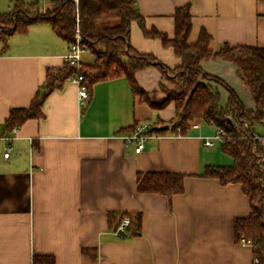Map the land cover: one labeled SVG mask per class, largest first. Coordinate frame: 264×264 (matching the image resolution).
<instances>
[{
	"label": "crops",
	"instance_id": "crops-1",
	"mask_svg": "<svg viewBox=\"0 0 264 264\" xmlns=\"http://www.w3.org/2000/svg\"><path fill=\"white\" fill-rule=\"evenodd\" d=\"M188 3L190 43L206 30L213 51L226 43L264 47V0H136V8L148 29L172 37L175 10ZM50 8V0L40 5L41 12ZM130 42L170 68L181 64L171 46L145 36L136 21ZM69 46L42 21L9 36L6 47L0 42V264H34L39 257L54 264H252V244L235 239V218L251 212L241 183L200 175L206 165L233 159L221 143L205 144L216 133L213 125L201 122L175 133L169 123L176 117L174 102L154 108L140 101L125 76L96 82L82 101L76 83L57 79L42 117L4 128L12 108L29 106L45 89L48 71L64 68ZM83 54L81 63L94 61ZM201 64L229 84L247 109L255 108L237 66L221 59ZM135 76L155 103L165 99L164 88L182 90L155 66ZM135 123L169 128L151 132L136 152L126 139ZM255 130L264 148V121ZM149 171L185 174V190L171 198L140 192L138 175ZM125 213L142 215L141 234L117 230L129 217Z\"/></svg>",
	"mask_w": 264,
	"mask_h": 264
},
{
	"label": "trees",
	"instance_id": "trees-1",
	"mask_svg": "<svg viewBox=\"0 0 264 264\" xmlns=\"http://www.w3.org/2000/svg\"><path fill=\"white\" fill-rule=\"evenodd\" d=\"M50 2L51 8L45 13L40 11V0H15L9 12L0 13V42L3 46H7L9 36L26 33L33 23L41 21L49 23L56 35L69 44L79 34L81 45L95 57L92 63H82L80 68L87 90L100 80L125 76L134 96L140 101L154 108H163L174 102L176 117L169 123L175 133L186 134L197 121L223 129L221 149L232 157L233 163L206 165L200 175L217 178L222 184L241 183L250 199L251 212L248 216L235 218V239L238 243L245 240L252 244V264H264V148L262 137L255 130V125L264 121V47L226 43L213 51L210 49L211 35L206 30H201L198 39L190 43L192 13L189 3L176 8L175 32L170 37L156 28L146 27L145 17L136 8V0ZM134 21L140 25L145 36L159 38L165 46H171L180 57L181 64L170 68L153 55L138 52L130 42ZM205 59H221L237 66L239 77L254 99L255 108L247 109L229 84L205 71L201 64ZM149 66L157 67L172 83L180 84L182 90L176 92L164 88L165 99L161 103L153 102L135 76L137 71ZM75 72L76 68L67 62L55 73L49 70L45 89L36 94L29 106L12 108L4 128L12 129L30 118L42 117V106L58 85L55 81L69 78ZM220 86L228 93L225 106L220 105ZM136 124L126 130L131 131ZM154 131L166 130H156L152 126L150 132ZM184 179L185 174L177 172L139 173L138 190L162 193L171 198L185 190ZM125 215L130 217L126 233L141 234L142 215ZM113 217L111 213V223ZM48 260L39 257L34 264H54V261Z\"/></svg>",
	"mask_w": 264,
	"mask_h": 264
},
{
	"label": "built area",
	"instance_id": "built-area-1",
	"mask_svg": "<svg viewBox=\"0 0 264 264\" xmlns=\"http://www.w3.org/2000/svg\"><path fill=\"white\" fill-rule=\"evenodd\" d=\"M85 50V48L81 45V38L80 35H76V40L70 44L69 49L67 53L64 55L65 62L69 63L70 65L74 66L76 68V72L69 77L71 81L76 83L79 86V95L82 101L86 98H88L89 93L84 86L83 81L85 79L84 75L80 72L81 68V55L82 52ZM201 126V122H194L192 125V128H198ZM18 126H15L13 129H17ZM151 125L148 123H137L134 129H132L127 135L126 139L127 141H130L134 143L135 145V151L140 152L144 145L145 141L149 138L150 136V129ZM180 129V128H178ZM225 131L221 128H216V133L210 137H206L205 139V144L208 146H214L215 141L214 140H221L223 141V134ZM11 150V145L7 146V150L4 152V157L8 158ZM130 224V217H125L121 221L118 231L120 230H125V228ZM245 243L246 241L243 240ZM248 243V242H246Z\"/></svg>",
	"mask_w": 264,
	"mask_h": 264
},
{
	"label": "rangeland",
	"instance_id": "rangeland-1",
	"mask_svg": "<svg viewBox=\"0 0 264 264\" xmlns=\"http://www.w3.org/2000/svg\"><path fill=\"white\" fill-rule=\"evenodd\" d=\"M13 1H15V0H0V13L9 12L12 8ZM24 1H30V0H24ZM31 1H33V0H31ZM47 1L48 0H40V5L41 6L44 5V3H46ZM42 13H45V12H42ZM92 55L93 54L88 49L84 50L83 57L89 59ZM219 90L221 93L220 105L225 106L227 103V100H228L227 90L222 86L219 87ZM257 128H259V126H257ZM214 141L216 143V147H218V145H220V143L222 142L221 140H214Z\"/></svg>",
	"mask_w": 264,
	"mask_h": 264
},
{
	"label": "water",
	"instance_id": "water-1",
	"mask_svg": "<svg viewBox=\"0 0 264 264\" xmlns=\"http://www.w3.org/2000/svg\"><path fill=\"white\" fill-rule=\"evenodd\" d=\"M168 128H169V125L168 124L155 126V129L156 130H165V129H168ZM120 233H121L122 236H125L126 235V231L125 230H120Z\"/></svg>",
	"mask_w": 264,
	"mask_h": 264
}]
</instances>
